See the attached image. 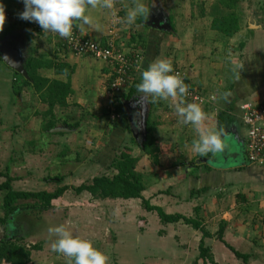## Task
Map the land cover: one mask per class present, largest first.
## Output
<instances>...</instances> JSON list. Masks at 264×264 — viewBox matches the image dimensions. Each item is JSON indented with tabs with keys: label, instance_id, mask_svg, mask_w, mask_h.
Listing matches in <instances>:
<instances>
[{
	"label": "crops",
	"instance_id": "crops-1",
	"mask_svg": "<svg viewBox=\"0 0 264 264\" xmlns=\"http://www.w3.org/2000/svg\"><path fill=\"white\" fill-rule=\"evenodd\" d=\"M113 1L111 0V8H114V11H107L111 8L105 10L102 6L89 9L88 14L93 19L91 27L74 22L73 28L104 46L113 41L125 51L141 53L143 70L159 59H167L171 61L173 68L184 70L189 86L211 101L201 106L206 113V119L201 127L223 131L222 139L227 147L225 152L219 155L228 162L218 165L216 160L218 154L200 156L193 150V143L199 138V133L195 126L181 123L175 112V104L180 100H183L185 105L190 103L186 99L179 96L157 102H153L151 97L145 101L140 99L136 85L141 81L143 70L131 76L124 93L114 102L108 97L107 83L113 79V68L108 63L91 56H76L67 47L61 46L55 38L33 34L27 25L18 24L0 41L6 39L16 41L14 44L19 47L24 63L29 54L34 53L46 55L59 63L71 64L73 67L71 76L68 73L58 74L54 69H43L41 74L71 82L73 94L68 98L70 107L85 110L86 105L90 103L92 109L96 106L100 109L102 114L96 110L95 112L82 110L83 124L79 119L75 121L80 122V128L75 129L76 136H79L78 132L82 129V136L89 132L88 117L100 119L106 115L107 125L110 127L114 119L112 115L118 112V104L123 105L122 112L127 117L130 132L133 135L135 133L141 135L137 138L138 141L145 137L148 118L155 123L154 133L164 149L158 165L154 164L148 155H142L138 162L140 164L147 158L149 163L147 170H138L137 163L136 170L143 174L146 185L143 196L151 205L163 208L167 214L179 213L201 222L209 236L204 237L201 229H196L183 221L163 223L157 212L144 208L141 199H94L87 191L78 196L83 193L89 194L92 199L105 202L107 208L110 204L120 206L124 203L127 212L133 211L128 212L126 218L124 215V224L121 226L118 224V238L119 234L133 236V239L145 248L143 253L145 252L146 260L149 259L150 264H161L157 263L158 259L173 261L163 264H264V168L248 163L247 129L245 137H242L239 129V120L244 125L242 104L264 101V25L261 24V27L249 25L245 32L239 6L227 7L220 0H174L172 6L160 0H155L154 5L153 0H143L150 9L147 20L138 18L135 24L128 25L122 20L133 6L134 0H120L118 5L116 4L118 7ZM0 4H3L4 10L24 9L22 0H0ZM209 6L212 7V12ZM231 14H236L239 19V30L233 35H227L212 27L214 20ZM8 68L10 67L0 56V83H4L0 85L3 91L0 93V101L3 110L9 114V110L17 109V101L24 100L27 92L23 91L16 98L11 97L8 87L12 74H8ZM80 73L85 76V84L76 86V76ZM80 89L84 90V93ZM132 91L130 99H125ZM71 101L74 102V106L71 105ZM2 114L8 115L4 112ZM121 115L122 113L120 118ZM17 116H22V113L17 112ZM146 117L145 126L141 127ZM219 123H222L221 129ZM55 129L51 132H60ZM228 136L233 139L231 140L238 150L228 148L226 144ZM123 141L124 138L120 136H112L107 146L114 149L120 147ZM106 147L104 146L102 150ZM39 151L31 149L34 156H38ZM181 153L184 154V160L179 158ZM137 154L141 155L142 151L138 150ZM227 154L233 158L232 166L228 165L230 159L225 156ZM245 177H251L250 181L245 183V188L241 189L239 185H235L241 182L236 179ZM17 180L22 181L23 178ZM231 185L236 191L231 190ZM74 209H77V213H73L82 217L89 210L86 207ZM135 211L143 218V223H136ZM22 213H19L15 220ZM98 219L91 218L87 224V219H76L70 215L69 230L75 235L88 238L92 243H100L99 238L97 239L98 228L104 221L103 218L99 221ZM153 224H156V231L153 230ZM222 226L223 240L218 237ZM14 235L17 236L15 231ZM203 237L205 247L209 248V257L205 260L200 257ZM227 244L241 253L249 254L248 261L239 258ZM146 245L158 246V250L164 251L160 254L162 257L152 252L148 253ZM117 246H120L119 240ZM40 254L41 252L33 253L32 264H41L44 261L35 259L40 257ZM125 260L118 248V263H125ZM142 260L143 256L135 263L140 264ZM47 262L45 261V264ZM71 262L73 264V261Z\"/></svg>",
	"mask_w": 264,
	"mask_h": 264
},
{
	"label": "rangeland",
	"instance_id": "rangeland-1",
	"mask_svg": "<svg viewBox=\"0 0 264 264\" xmlns=\"http://www.w3.org/2000/svg\"><path fill=\"white\" fill-rule=\"evenodd\" d=\"M120 0H114L113 4L118 5ZM149 1V0H148ZM164 3H167L168 6L173 5L174 0H160ZM200 1V0H199ZM144 2V1H143ZM116 5V6H117ZM209 5V4H208ZM239 12L241 16V22L243 26L246 28L245 32H247V27L250 25L252 27L260 26L261 24L264 25V0H241L238 3ZM118 7V6H117ZM116 7V8H117ZM115 8V9H116ZM212 7L209 6V9ZM107 8H105L106 10ZM107 11H114V8L108 9ZM213 17H211L212 19ZM210 19V20H211ZM211 23V22H209ZM261 27V26H260ZM77 56V55H76ZM81 56V55H80ZM101 62H105L102 61ZM106 63V62H105ZM8 74H12L9 69ZM90 72V70H88ZM92 73V72H91ZM50 74V73H49ZM90 74V73H89ZM81 73L78 74L77 80L75 82L77 84H85V76L80 77ZM52 76V74H51ZM102 81V80H101ZM4 83H0L2 85ZM10 82L8 90L10 91ZM108 89L111 86V82L108 81L107 83ZM27 92L24 96V100L17 101L16 104L17 109H13L9 114L3 110L4 108L1 105L0 101V172H4L6 170L7 165H11V176L23 178L22 181H18L17 179L13 182V187L15 189L21 190H28V191H41L43 189H47L48 191L53 192L57 189V187L61 186L54 180L48 184H45L44 177L47 174H51L52 176H56L57 174L66 175V179L64 184L69 186H80L84 182L91 183L92 179L96 175H101L105 173H109V169L107 168L108 164L113 159L114 153L109 157H103V161H109L108 164H100L95 160V158L99 155L98 153L108 144L111 140L110 132L111 127L107 125V116L102 115L104 117L98 119L93 117H88V121L90 122V129L87 135H83V129L81 132H78L79 136H76V130H70L69 127L59 125L60 128L66 129L64 130L67 135L54 137V134L50 135L48 133H41V123L44 121V112L48 109V105L43 103L39 96L35 93V90L25 89ZM81 92L84 93V90L80 89ZM125 89L122 93H124ZM7 92V91H6ZM0 93L2 94V88H0ZM109 93V92H108ZM8 95V94H6ZM111 97H110V96ZM108 97L115 102L117 96H112L109 93ZM122 96V95H121ZM120 96V97H121ZM86 99V98H85ZM71 105L74 106V102L71 101ZM85 102V101H84ZM86 105V104H85ZM5 106V104H4ZM93 107L88 103L86 105V111H98V113L102 114L100 109ZM92 109V110H90ZM84 109H79L76 107H67L64 111H61L60 115L68 119L69 122H75L77 119L81 121L83 124ZM84 110V111H85ZM59 113V109L57 110ZM8 114V115H3ZM18 113H22V116H17ZM93 112V113H94ZM88 114V113H87ZM5 116V117H4ZM17 116V117H16ZM143 120V119H142ZM147 121V117L144 118L141 127L145 126V122ZM95 123V124H92ZM114 123V122H113ZM108 126V128H107ZM239 129L241 132L242 137H245L246 129L244 125L239 120ZM69 129V130H68ZM107 129V130H106ZM109 132V134H107ZM107 135H106V134ZM119 133V130L116 131V135ZM120 133L126 137V133L120 131ZM105 135V136H104ZM109 136V137H108ZM140 134H138V138H140ZM53 137V139H52ZM227 145L230 150L234 148V151L238 150L235 147V143L232 141L233 139L228 136ZM65 138V141H64ZM35 146V149L40 150L37 155L34 156L31 152L32 145L28 143L32 140H39ZM50 139V141L48 140ZM232 139V140H231ZM141 142V140H140ZM53 143V144H52ZM63 143H67L71 150H72V161L67 163L69 165L61 164L63 163L62 160L59 161L58 154L60 150H62L61 145ZM44 151L41 153V151ZM79 152V157L77 161L74 160L75 153ZM98 154V155H96ZM109 154V153H107ZM70 155V154H69ZM44 156V157H42ZM229 157V166H232L233 158L231 155H225ZM180 160H184V154L181 153L179 155ZM109 159V160H108ZM148 159H143L140 164L138 163V170L144 171L147 170L149 167ZM217 163H227L222 158L221 155H217ZM236 165V164H235ZM65 166V167H63ZM63 167V168H62ZM243 176V175H242ZM151 176H148L150 178ZM3 178V179H2ZM250 178L245 179H236V181H241L235 185H239L241 189L246 187V182L250 181ZM2 179V180H1ZM153 179V178H152ZM6 180L5 177L0 176V184ZM20 182V183H18ZM235 182V181H234ZM236 183V182H235ZM241 183V184H240ZM235 187H232L231 190H234ZM4 191L0 190V218L4 216V210L1 208L3 204V196ZM83 199H88L89 201H84ZM27 202L34 203V200H29ZM139 203H141L139 201ZM54 207L46 210H39V209H26L23 210V213L16 217H12L13 223L11 225L12 232H16L17 236H13L14 239L17 237V240H23L24 243L27 245H32L36 243L43 242V253L40 254L41 260H44L41 264H45V261H49L46 264H72L70 258L56 253L52 251V244L54 242L55 237H50L48 234V229L50 227H55L59 225H64L69 229V220L70 215L71 217H75L76 219H87L86 223L88 224L89 219H96L98 217V221L103 218L102 220L104 223L100 224V228H98L99 232L97 235V239L99 238L100 243H93V246L98 250L102 251L104 254L107 255L108 261L107 264H120L118 263V248L121 253H123V257L126 259L125 263L121 264H136L135 262L139 260L141 256H143V260L140 264L150 262L149 259L146 260L145 248L141 246L140 242L135 241L133 236L125 235L121 236L119 234L118 238V230L119 225L124 224V215L125 218L128 216V212L132 213L133 211L129 210L127 212L126 206L124 203L117 206L115 204H110L108 208L107 205L102 203L101 200H94L90 197V195L83 193L82 195L78 196L76 191L71 188L64 194L60 199L56 200L54 203ZM75 207L83 208L86 207L89 210L85 212V216H79V214H74L73 212L77 213V209ZM134 207V206H133ZM106 208V209H105ZM104 209V210H103ZM136 210V209H135ZM136 218V223L140 224L143 218L139 216V214L135 211L134 212ZM138 214V215H137ZM100 215V216H99ZM79 216V217H78ZM106 220V222H105ZM97 221V222H98ZM109 221V222H108ZM85 223V224H86ZM143 223V222H142ZM119 224V225H118ZM99 225V224H98ZM118 225V227H116ZM156 224H153V230L156 231ZM15 227V228H14ZM162 229V228H161ZM4 227L0 225V236L4 233ZM135 232V231H133ZM162 232V231H160ZM135 235V234H134ZM88 239V238H87ZM118 240L120 241V246L118 247ZM22 241V242H23ZM137 243V246H136ZM147 252H152L153 254H158L161 256V253L164 251L158 250V246H148L146 245ZM147 253V255H148ZM262 255V254H260ZM162 257V256H161ZM40 260V259H39ZM156 262L155 260H153ZM157 263H173L170 260H161L158 259ZM40 264V263H39ZM150 264V263H148Z\"/></svg>",
	"mask_w": 264,
	"mask_h": 264
},
{
	"label": "trees",
	"instance_id": "trees-1",
	"mask_svg": "<svg viewBox=\"0 0 264 264\" xmlns=\"http://www.w3.org/2000/svg\"><path fill=\"white\" fill-rule=\"evenodd\" d=\"M220 1L225 6L234 8L236 5H238V2L240 0ZM238 21V16L236 14H231L230 16H227L225 18L222 17L214 20L212 27L227 35H233L236 31L239 30ZM21 23L27 25L31 29L33 34L41 36L44 35L30 22L20 19L12 23L6 29L0 30V39L5 37L13 29V27ZM60 43L61 46H63V43ZM24 68L28 73L27 77L16 72L12 68H8L12 73L9 79L11 84L10 94L11 97L16 98L19 97L25 89L35 90V93L39 96L40 100L48 105V109L44 112L43 115L44 121H42L41 124V133H51L50 135L54 134V137L59 138L60 136L68 134L64 131L51 132L59 125L69 127L70 130H77L78 128H80V122H69L67 118L60 115L61 111H64L70 105L68 102V98L73 94L71 82H64L63 80L55 79L41 74V70L43 69H54L58 74L68 73L71 76L73 73L72 65L64 62L59 63L53 58H48L46 55H36L34 53H30L26 59V62L24 63ZM130 78L131 76L128 78L129 80H127V84L129 83ZM122 94L123 93L117 96V98H119ZM132 95L133 91L131 92V94L126 95L125 99L129 100ZM58 109L59 113L57 111ZM122 109L123 105L118 104L117 111H120L122 115L120 119H113V121L110 123L111 132L110 137H108L112 140V136H120V138H124L123 144L120 147H113L114 149L106 145L107 147L105 146L106 148L100 151L98 153L99 155L96 154L98 156L93 161H96L100 164H108L109 161H103L104 155L105 157H109L112 152L114 153L112 157L113 159L107 166V168L110 170L109 173L94 176L91 183L84 182L77 187L69 186L67 184H64L66 175L57 174L56 176H52L51 174H47V176L43 178L45 184L56 180V182L61 185L57 187V189L53 192L48 191L47 189H43L37 192L16 190L13 187V182L18 179V177L11 176V165H7L6 170L4 172H0V175L6 178V180L0 184V190L5 192L3 196V204L1 206V208L4 210V216L0 218V225H2L5 230L3 235L0 236V264H32L34 261L33 253H43V242L27 245L23 240H17V237H15L14 239L13 232L11 230V225L14 221L12 217H16L19 213H22V211L26 209H39L41 211H47L48 209L54 207L53 203L56 200L60 199L66 193V191L70 190L71 188H73L77 194H81L82 192L87 191L93 196L94 199H141L144 208L148 211L157 212L160 220L163 223L166 224L183 221L187 225H190L196 229H201L204 237L209 236V234L202 227L201 222L195 221L179 213L167 214L163 208L151 205L150 202L144 198L143 192L146 189V185L144 182L143 174L136 170L137 163L141 159L142 155H148L152 162L158 165L160 163L159 157L164 147L159 144L158 139L154 133L155 123L149 118L145 126V137L141 142L138 141L135 135L130 132V126L127 117L125 116V113L122 112ZM11 111L12 110H9V113ZM120 113L118 114L120 115ZM219 128H222V123H219ZM122 129H125V131H123ZM118 130L119 133H117L116 135L115 133ZM120 131H122L124 135L126 133V137L123 136ZM48 140L50 141V139ZM111 140L109 142H111ZM39 141H41V139L32 140L28 144L32 145V148L37 145L41 147L39 144L36 145V143H38ZM61 146L63 147L62 150H60L57 159H59V161L62 160L63 163L61 164H64L66 166L69 165L67 163L73 160L71 156L73 153L67 143H63V145ZM138 150L142 151L141 155L137 154ZM44 151L42 150L41 153H43ZM107 153H110V155H108ZM75 154L77 156H75L74 160L77 161L79 160L78 157L80 154L79 152H76ZM251 166L264 168V166L258 165ZM29 200H34V203L27 202ZM141 221L143 222L144 220L142 219ZM218 233L219 239L223 240V226ZM204 237L202 243L200 244V257L205 260L206 257H209V248H206L204 245ZM228 247L232 251H234V253L239 258L246 260V262L248 261L247 259L249 258V254L241 253L231 245H228ZM35 259L41 260L40 257Z\"/></svg>",
	"mask_w": 264,
	"mask_h": 264
},
{
	"label": "clouds",
	"instance_id": "clouds-1",
	"mask_svg": "<svg viewBox=\"0 0 264 264\" xmlns=\"http://www.w3.org/2000/svg\"><path fill=\"white\" fill-rule=\"evenodd\" d=\"M24 11L19 19L36 23L43 32L58 34L61 38L72 37L74 22L79 25H93V19L88 14L89 9L98 6L111 8V0H22ZM155 0H153L154 5ZM150 9L143 0H134L133 6L127 11L123 23L133 25L138 18L145 21ZM5 20L4 6L0 4V30ZM83 30V29H81ZM138 96L143 101L151 97L153 102L183 97L188 93V87L178 73L174 71L171 61L159 59L149 64L142 71L141 81L136 85ZM175 112L180 122L195 126L199 138L193 143V150L200 156H213L223 153L226 145L223 142V131H214L201 127L206 119V113L198 103L184 104L183 100L175 104ZM50 237H55L52 251L62 254L73 261V264H107L108 257L93 246L91 240L75 235L66 226L59 225L48 229Z\"/></svg>",
	"mask_w": 264,
	"mask_h": 264
},
{
	"label": "built area",
	"instance_id": "built-area-1",
	"mask_svg": "<svg viewBox=\"0 0 264 264\" xmlns=\"http://www.w3.org/2000/svg\"><path fill=\"white\" fill-rule=\"evenodd\" d=\"M23 11L24 9L19 11L4 10L5 20L2 30L20 20L19 14ZM30 23L42 34L62 42L73 54L91 56L108 63L113 68V79L109 87V93L112 96H119L125 89L128 78L143 70V56L141 53L125 51L113 41L104 46L92 38L85 37L75 28H73L70 39L61 38L58 34L43 32L36 23ZM174 71L179 74L188 87V93L183 96L184 99L190 103H198L201 106L211 103L205 95L189 86L187 74L184 70L174 68ZM241 112L243 123L247 128V161L250 165L264 166V101L244 103L241 106ZM112 116L114 119H120L118 113H114Z\"/></svg>",
	"mask_w": 264,
	"mask_h": 264
},
{
	"label": "water",
	"instance_id": "water-1",
	"mask_svg": "<svg viewBox=\"0 0 264 264\" xmlns=\"http://www.w3.org/2000/svg\"><path fill=\"white\" fill-rule=\"evenodd\" d=\"M16 41L11 39H6L0 41V56L4 60V62L16 72L22 74L23 76L27 77L28 73L24 68V61L22 53L17 47ZM14 46L16 48H14ZM55 131H64L63 128H57ZM136 138H138V134L135 133Z\"/></svg>",
	"mask_w": 264,
	"mask_h": 264
}]
</instances>
